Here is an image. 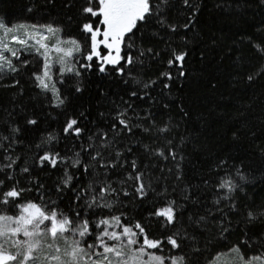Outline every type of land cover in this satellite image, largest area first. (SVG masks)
<instances>
[{
    "label": "trees",
    "instance_id": "obj_1",
    "mask_svg": "<svg viewBox=\"0 0 264 264\" xmlns=\"http://www.w3.org/2000/svg\"><path fill=\"white\" fill-rule=\"evenodd\" d=\"M87 3L0 0V22L53 25L63 39L90 45L82 26L92 23L101 31L104 26L102 17L83 13ZM151 3L152 14L137 23L131 40L125 37L132 47H122L121 56L130 52L133 64L124 66L122 60L100 72L102 61L84 59L86 47L69 59L73 71L55 69L50 84L62 105L57 106L51 90L39 86L42 60L34 51L12 58L16 71L5 67L0 72V193L20 192L19 198L0 196V201L10 200L0 202V215L15 217L18 206L35 203L74 221L80 219L76 212L81 218L86 214L93 227L120 217L123 225L139 223L149 239L163 241L162 251L149 252L183 256L185 264H213L235 255L236 247L244 260L257 256L264 252V0ZM99 51L107 54L103 47ZM174 51L186 53L182 67L169 65ZM122 66L123 74L117 71ZM124 109L130 123L138 125L131 132L116 119ZM71 119L82 129L79 136L64 132ZM97 151L102 158L93 160ZM56 153L55 166L40 159ZM77 158L80 164L73 166ZM133 160L144 174L143 196L127 179ZM109 162L116 167H101ZM66 173L73 177L67 186ZM223 180H231L234 190L221 189ZM106 183L116 191L99 203L111 207L86 208L85 201ZM169 206L175 213L172 223L156 214ZM174 235L179 249L167 243ZM86 240L96 243L95 234Z\"/></svg>",
    "mask_w": 264,
    "mask_h": 264
},
{
    "label": "snow or ice",
    "instance_id": "obj_2",
    "mask_svg": "<svg viewBox=\"0 0 264 264\" xmlns=\"http://www.w3.org/2000/svg\"><path fill=\"white\" fill-rule=\"evenodd\" d=\"M162 2H166V0H162ZM184 3L187 4L188 0H184ZM153 7L151 0H88L87 6L82 10L83 13L90 14L92 17H102L100 24L104 26L103 31L99 26L94 28L92 23H85L82 26V31L90 34L88 37L90 45H82L75 38L63 40L58 38L54 44L49 45L46 42L49 36H46L45 33L56 36L61 32L60 28L53 25H33L29 30L25 25L7 27L3 22H0V29H3L2 36H0V72L5 67L10 71H16L12 58L18 60L25 50L34 51L42 56L44 60L43 75L36 76L39 86L46 91L51 90L58 101L57 106L62 105L64 100L56 91L55 85L46 82V79L51 80L50 49L57 53L54 62L60 64L63 70L69 72L73 71L71 67H68L69 59L84 51L86 47L89 48V51L84 59L92 61L93 57H97L98 61H102L99 66L100 72L105 71L104 65L115 66L120 64L122 60L124 66L131 65L135 60L130 52L126 56H121L122 47H132L130 43L125 42V37L131 40L129 34L137 27L138 22L144 21L148 15L152 14ZM9 35L10 39H6ZM101 36L103 38L99 39ZM101 45L108 50L106 55L102 56L98 50ZM149 51L151 50L149 49ZM185 56L186 53L184 52L177 53L174 51L173 59H170L168 63L172 65L174 62H179L177 66L182 67ZM24 63H27V61H24ZM124 66L118 68L117 71L123 74L125 71ZM81 67L91 68V64H81ZM76 74L79 75V72ZM180 74L183 75V72ZM162 75L168 79L172 78L168 73ZM145 87H148V85H145ZM131 95L136 96V92H132ZM127 112L128 109L120 111L116 119L123 126L122 130L131 132L132 128L138 127V125L130 123L131 118L127 116ZM29 123L35 124L36 121L30 120ZM77 123L75 119L69 120L64 132L69 133L71 131L79 136L82 129L76 127ZM115 127L114 124L113 128ZM160 131L164 132L167 129L162 128ZM104 135L106 136V134ZM52 139L54 137L49 136L48 140L51 141ZM101 146L106 147L107 145L102 143ZM84 151H88V148H85ZM79 155L80 153H76L77 157ZM116 155L119 157L121 153L117 152ZM58 157V153L54 155L45 154L40 159L42 162L50 161L55 166ZM98 157H101L99 151L92 159L96 160ZM173 158H175L174 155ZM14 163L13 160L7 166L11 167V164ZM79 164L80 160L78 158L73 161V166ZM101 167L114 168L116 163H102ZM131 167L133 171L128 174L127 179L135 182L136 192L143 196L146 191L144 174L136 170L135 160L132 161ZM23 171L27 172L28 169L24 168ZM85 171H87V166H85ZM65 175L67 178L64 184L67 186L73 177L68 173ZM241 179H243V176H241ZM2 183L0 181V184ZM219 187L232 191L236 185L231 180H223ZM89 188L91 189V185H89ZM115 191L110 183H106L99 189L97 195H93L90 200L85 201L86 208H110V203L100 204L99 201L105 200L106 193L111 194ZM124 194L127 195L128 193L125 192ZM19 195L20 192L15 189L0 193V196H6L7 198H19ZM79 199L78 196L77 200ZM0 202L8 204L10 200L4 199ZM156 214L165 217L168 223L174 222L175 213L171 206L159 210ZM81 215V212H76L75 216L80 219L74 221L68 215L62 212L58 213L56 209H47L35 203L18 206V213L15 217L0 215V264H165V261H169L170 264H185V257L183 256L166 257L149 252V249L162 251L163 241L149 239L139 223L131 226L123 225L120 217H112L111 221L108 219L99 220L93 227L87 215L84 214L82 218ZM249 217L252 218L253 213L249 212ZM46 222H50V224ZM113 227L120 228V231H109V228ZM95 229H99V231H95ZM68 233L79 237V239L69 240L66 235ZM93 234H95L96 243H87L86 238L92 237ZM21 236L23 239H16ZM110 241L112 243H109ZM167 243L171 245L172 249L180 248L175 235L167 237ZM12 248L17 251L13 253ZM232 251L239 256L241 264H264V252L245 261L243 256L240 255L238 247ZM46 252L47 255H45Z\"/></svg>",
    "mask_w": 264,
    "mask_h": 264
},
{
    "label": "rangeland",
    "instance_id": "obj_3",
    "mask_svg": "<svg viewBox=\"0 0 264 264\" xmlns=\"http://www.w3.org/2000/svg\"><path fill=\"white\" fill-rule=\"evenodd\" d=\"M5 26H7V25H5ZM25 26H27L29 28V30H30L31 26H33V25H25ZM7 27H16V26H7ZM2 33H3V29H0V36H2ZM45 35L49 36V39L46 41L47 43H49V45L54 44L58 38L63 40V38L59 34H57L56 36H50L48 33H45ZM102 38H103L102 36L99 37V39H102ZM6 39H10V35ZM100 47H103V46L101 45ZM56 55H57V53L54 50L50 49L49 63L51 64V68H50L51 80H47L46 79V82H48L49 84L53 82V78H54V75H55V69H57V72L59 73L60 69L62 68L60 64L54 62L55 58H56ZM40 57H41V60H42V70H41L40 75H43L44 60H43L42 56H40ZM47 254L48 253L46 252L45 255H47ZM246 260H248V259H245V261ZM213 264H241V262H240L239 256L235 254V255H230L228 257L219 258Z\"/></svg>",
    "mask_w": 264,
    "mask_h": 264
}]
</instances>
